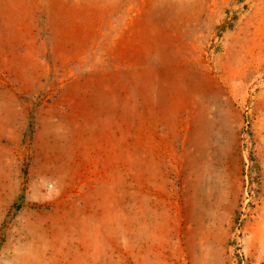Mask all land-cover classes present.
Returning a JSON list of instances; mask_svg holds the SVG:
<instances>
[{
	"label": "rangeland",
	"instance_id": "1",
	"mask_svg": "<svg viewBox=\"0 0 264 264\" xmlns=\"http://www.w3.org/2000/svg\"><path fill=\"white\" fill-rule=\"evenodd\" d=\"M0 264H264V0H0Z\"/></svg>",
	"mask_w": 264,
	"mask_h": 264
},
{
	"label": "trees",
	"instance_id": "2",
	"mask_svg": "<svg viewBox=\"0 0 264 264\" xmlns=\"http://www.w3.org/2000/svg\"><path fill=\"white\" fill-rule=\"evenodd\" d=\"M22 197H23V196L21 195L19 199H22Z\"/></svg>",
	"mask_w": 264,
	"mask_h": 264
}]
</instances>
